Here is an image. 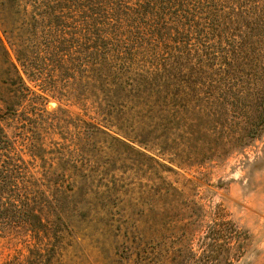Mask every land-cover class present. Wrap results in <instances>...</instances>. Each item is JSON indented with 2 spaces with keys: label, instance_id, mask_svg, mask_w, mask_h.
Instances as JSON below:
<instances>
[{
  "label": "trees",
  "instance_id": "1",
  "mask_svg": "<svg viewBox=\"0 0 264 264\" xmlns=\"http://www.w3.org/2000/svg\"><path fill=\"white\" fill-rule=\"evenodd\" d=\"M223 4V0H0V237L20 228L39 235L48 232L45 222H68L71 211L77 210L69 202L79 197H66L57 179L34 174L33 163L8 138L4 118L20 116L19 110L34 100L46 101L32 91L23 74L44 92L90 103L124 138L84 122L86 133L78 134L77 150L92 147L103 135L125 152L152 162L156 175L162 168L174 170L130 142L180 164L201 165L225 151L210 141L193 145L194 136L206 137L203 129L220 138L235 127L238 146L260 136L264 69L249 81L238 71L249 68L251 57L243 40L239 43L243 48L235 47L234 18ZM211 78H218L212 83L222 81L218 95L207 93L206 81ZM248 86L263 99V110L243 132L241 122L232 123L228 116L234 99ZM202 94H208L207 105L201 103ZM29 147L36 158L47 151L42 143L32 141ZM156 179L160 183L155 185L154 206L142 222H166L172 210L175 189ZM214 231L241 240L246 235L223 221L216 222ZM50 251L38 248L24 264H51Z\"/></svg>",
  "mask_w": 264,
  "mask_h": 264
},
{
  "label": "rangeland",
  "instance_id": "2",
  "mask_svg": "<svg viewBox=\"0 0 264 264\" xmlns=\"http://www.w3.org/2000/svg\"><path fill=\"white\" fill-rule=\"evenodd\" d=\"M223 2V9L230 8L234 18L235 47L243 48L239 44L243 40L251 57L248 69L238 67L249 81L264 69V0ZM12 57L15 60L13 52ZM23 76L46 101L26 104L19 118H4L8 138L33 163L34 174L57 179L66 197H79L69 202L77 210L71 211L68 222H45L48 232L35 235L24 228L5 232L0 237V264H24L31 252L46 247L51 250V264H264V127L260 136L239 146L235 127L220 138L203 129L206 137L199 135L195 140L194 136L192 144L204 146L210 141L225 151L201 165L180 164L130 142L174 170L162 168L156 175L158 168L152 162L125 152L103 135L92 147L77 150L78 134L86 133L82 132L84 122L124 138L117 127H108V117L99 115L90 103L44 92ZM212 80L218 78L206 81L207 93L218 95L222 81ZM207 98L208 94H202L201 103L207 105ZM262 100L248 86L234 99L228 119L241 122L244 132L247 122L263 110ZM201 124L207 127L206 118ZM32 141L42 143L46 153L31 156ZM157 177L175 189L172 210L166 222H142L154 206ZM222 221L235 225L245 238L212 232L216 222Z\"/></svg>",
  "mask_w": 264,
  "mask_h": 264
}]
</instances>
